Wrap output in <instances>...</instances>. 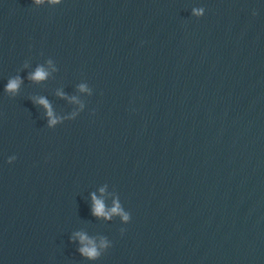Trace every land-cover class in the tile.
Returning <instances> with one entry per match:
<instances>
[{"label":"water","instance_id":"water-1","mask_svg":"<svg viewBox=\"0 0 264 264\" xmlns=\"http://www.w3.org/2000/svg\"><path fill=\"white\" fill-rule=\"evenodd\" d=\"M0 264H264V0H0Z\"/></svg>","mask_w":264,"mask_h":264},{"label":"clouds","instance_id":"clouds-1","mask_svg":"<svg viewBox=\"0 0 264 264\" xmlns=\"http://www.w3.org/2000/svg\"><path fill=\"white\" fill-rule=\"evenodd\" d=\"M44 75H45V73L43 72V70H38L37 73L35 74L34 78L40 79V78H43ZM16 87H17V85H16L15 82H13V83H11L9 85L10 89H14ZM101 210H102V205L99 202H97V212H99ZM114 211H116V209H114ZM83 239H86V237H82V240ZM82 251H84L88 255H95V250L94 249H83Z\"/></svg>","mask_w":264,"mask_h":264}]
</instances>
